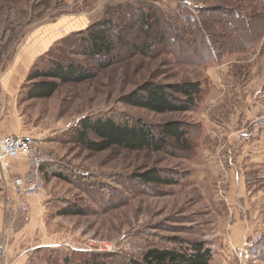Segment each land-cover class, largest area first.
<instances>
[{
	"label": "rangeland",
	"instance_id": "374dc122",
	"mask_svg": "<svg viewBox=\"0 0 264 264\" xmlns=\"http://www.w3.org/2000/svg\"><path fill=\"white\" fill-rule=\"evenodd\" d=\"M181 5L197 7V17L216 39L222 27L210 24L208 12L212 7L222 9L218 13L222 26L236 18L231 21V37L237 47L247 45L255 36L260 39L257 49L235 52L239 55L230 53L234 54L232 72L239 76L231 95L220 89L212 90L207 73L211 65L184 64L171 52L162 50L157 53L129 50V44L136 40L137 29L141 28L130 27L127 33L129 21L141 17L138 16L141 13L152 14L158 8L181 29L186 26ZM224 11H227L225 20ZM238 16L243 18L237 20ZM101 20L111 21L113 38L116 41L119 38L117 58L103 64V60L82 53L79 45L68 39ZM54 60L79 63L93 72V77L61 83L48 98H28L26 84H30L27 76L31 69L38 64L47 67ZM188 81L201 82L203 91L197 101L204 108L212 107L217 114L223 113L225 103L235 101L234 94L244 93L251 81L258 86L264 84V0H0V131L34 136L42 148L56 156L53 167L43 172L46 184L43 194L48 196L44 215L46 239L36 236L31 241L34 246L52 242L53 249H33L27 264H52L67 256L81 257L77 252L108 256L114 264H128L132 258L142 257L150 247L176 248L194 242H202L213 254L220 239L228 234L230 210L225 168L238 154L235 138L244 133L237 129L239 113L223 124H208L195 156L175 146L170 139L162 151L118 146L95 151L77 139V129L84 118L110 115L118 122L141 119L159 135L165 123L178 120L192 131L190 142L195 143L193 129L203 119V108L157 112L125 101L147 82L169 86ZM261 101L263 96L253 108L243 106L244 119L249 121L244 120L242 125L249 122L250 126ZM247 109L252 113L251 120ZM90 138L97 137L90 133ZM256 166L249 170L257 180L251 188L255 194L264 183L261 167ZM153 169L173 183H142L139 174ZM53 171L63 172L66 178L55 176ZM7 193L0 177V196ZM65 207L81 212L61 213ZM239 247L231 246L239 264H252L240 261L234 251Z\"/></svg>",
	"mask_w": 264,
	"mask_h": 264
},
{
	"label": "trees",
	"instance_id": "16d2710c",
	"mask_svg": "<svg viewBox=\"0 0 264 264\" xmlns=\"http://www.w3.org/2000/svg\"><path fill=\"white\" fill-rule=\"evenodd\" d=\"M209 10L208 19L211 22L210 24H217L222 27L217 39L215 36L208 34L206 26L197 17V7L180 6L181 15L186 18V26L181 29H178L176 21L170 16L163 15L161 10L155 8L152 14H139L138 16L141 17H135V19L129 21L130 25L125 27L126 32L129 33L130 27L138 28L141 26L135 33L136 40L129 44V50L132 53H157L162 50L163 52H171L184 64L207 67L219 62L227 54L247 51L258 45L260 39L255 36L254 40L247 45L237 47V43L232 40L233 36L231 37V29L233 28L231 21L236 18L229 20L227 26H222L221 19L218 18V13L222 9L217 10L216 7H212ZM226 12L224 11V20V17L227 16ZM241 18L243 16H238L237 20ZM242 20H247V23L251 22V19ZM112 27L111 21L101 20L85 30L77 32L76 35L78 36H69L68 39H73L75 44L79 45L82 53L103 60L102 64L105 62L110 63L117 58L116 43H119V38H117V41L113 38ZM151 31L154 34H151ZM150 35H152V39H150ZM138 40L142 42L139 43ZM51 51L52 49L48 50L47 53ZM91 77H93V72L81 67L76 62L63 63L54 60L47 67L38 64L31 69L27 76V82L30 83L26 84L28 85L27 97L48 98L58 90L61 83L82 82ZM202 89V84L199 81L173 83L169 86L147 82L139 91L128 95L125 101L128 104L157 112L188 111L191 107H196V110H199L200 104L197 98L202 94ZM77 131L79 142L86 148L95 151H103L112 146L128 150L162 151L167 148L171 142L170 140H172L175 146L187 150L191 152V156H195L197 155L198 142L202 137L203 127L200 123L199 127L193 129V132L196 133L195 143L190 142L189 135L192 131L185 128L184 124L178 120L165 123L159 135L148 123L141 119L126 118L124 121L118 122L114 116L104 115L96 118H84ZM90 133L97 138H90ZM51 167H53V164L45 165L43 172L51 169ZM53 174L66 178L63 172L53 171ZM139 180L144 184L173 183L172 179L163 177L154 169L139 174ZM79 211L72 207H65L61 210V213H80L81 211ZM76 254L82 256L77 258L67 256L61 262L55 260L51 263L114 264L110 262L108 256L101 257L98 254L86 256L84 252H77ZM212 258L213 254L210 248H207L202 242H194L187 246L182 244L181 247L176 248L150 247L142 257L132 258L128 264H210Z\"/></svg>",
	"mask_w": 264,
	"mask_h": 264
},
{
	"label": "crops",
	"instance_id": "0c3cea01",
	"mask_svg": "<svg viewBox=\"0 0 264 264\" xmlns=\"http://www.w3.org/2000/svg\"><path fill=\"white\" fill-rule=\"evenodd\" d=\"M258 47L259 45L255 49ZM235 54L239 55V53ZM233 57L234 54H227L220 63H214L207 68L212 90L217 91L220 89V92L226 95H231L234 91L239 76L234 74L231 69V64L234 63ZM244 91V93L234 94L235 101L233 103H225L226 108L222 109V114H220L221 112L218 114L213 112L210 106L204 108L200 105V109H204L203 119L201 120L202 137L206 133L208 124H223L238 113L240 118L236 120L237 129L240 132L244 130L243 134H238V138H235V145L239 149L238 154L235 156L236 159L233 162L230 161V164L225 168L228 173L226 201L230 210L228 234L222 237L217 248L213 249V258L210 264H239L237 257L231 251V246H242L256 231L264 232V183L260 185L258 193H253L251 188L257 183V180L253 179L249 172L257 165L254 162L258 161L257 166L261 167L260 177L264 178V130L260 132L252 131L249 122L245 126L242 125V122L246 120L244 119L245 114L243 112L245 108L243 106L253 108L258 98L264 97V84L258 86V84H252L251 81L248 86H245ZM232 109L236 110L232 111ZM229 111L232 112L231 115ZM246 112L250 119L252 117L251 111L247 109ZM6 133L13 132L0 131V135ZM229 137L232 138V136ZM229 141L230 144L233 143L232 140ZM227 143H225V146ZM257 199H259V203L256 204ZM26 201L30 206V211L22 213L18 204L10 199L8 195L0 196V244L5 246V254L0 256V264H27L29 253L33 249L45 250L50 247V250L53 249L52 242L41 243L38 246H34L31 242L36 236H42L44 240L46 239L44 215L48 196L45 194L31 196L27 197ZM260 264H264V262Z\"/></svg>",
	"mask_w": 264,
	"mask_h": 264
},
{
	"label": "built area",
	"instance_id": "2783aa9c",
	"mask_svg": "<svg viewBox=\"0 0 264 264\" xmlns=\"http://www.w3.org/2000/svg\"><path fill=\"white\" fill-rule=\"evenodd\" d=\"M250 127L255 132L264 129V101L257 104V114L251 120ZM55 162V154L42 148L34 136L15 133L0 135V177L9 198L18 204L22 213L30 211L27 197L44 193V166ZM234 251L242 262H264V233L255 232L245 244L234 248ZM4 254L5 246L0 244V256Z\"/></svg>",
	"mask_w": 264,
	"mask_h": 264
}]
</instances>
